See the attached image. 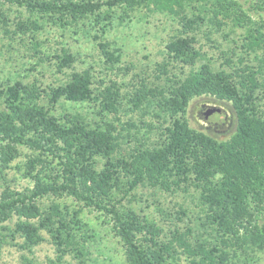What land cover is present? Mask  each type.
<instances>
[{
    "label": "trees",
    "instance_id": "1",
    "mask_svg": "<svg viewBox=\"0 0 264 264\" xmlns=\"http://www.w3.org/2000/svg\"><path fill=\"white\" fill-rule=\"evenodd\" d=\"M4 1L26 14L12 21L0 6V30L8 39L27 36L33 41L30 48L43 54L35 36L45 22L62 28L88 26L86 34L92 27L108 69L121 60L119 49L101 39L113 20L129 21L135 10L144 8L176 17L181 29L164 43L166 60L155 65L154 70L165 75L164 85L141 81L130 98L134 109L154 99L161 130L154 140L128 142L125 152L122 134L112 122L92 125L66 105L94 101L101 114H116L122 96L115 81L101 80L102 88H97L91 72L84 69L71 71L57 84L9 78L0 83V254L7 237L20 238L18 245L31 251L45 239L44 231L55 249L49 264H65L64 256L71 252L84 255L95 235L80 214L91 208L120 242L124 264L258 261L264 253V0L248 7L240 0ZM227 25L231 31L242 29L240 53L221 50L231 70L210 62L195 66L202 58L195 46L198 35L210 39L212 32ZM61 50L52 57L57 71L64 73L75 56ZM250 55L256 66L245 63ZM178 64L182 66L175 73L171 69ZM201 95L230 103L235 130L227 139L189 126L186 106ZM21 155L25 160L13 165ZM13 167L29 185L19 189L9 183L14 178L8 181L7 171ZM141 185L173 194L195 193L203 214L196 226L208 236H195L193 228L185 226L164 239L155 220L124 203L134 199ZM69 198L72 201L66 203ZM181 254L186 263L180 262Z\"/></svg>",
    "mask_w": 264,
    "mask_h": 264
},
{
    "label": "rangeland",
    "instance_id": "2",
    "mask_svg": "<svg viewBox=\"0 0 264 264\" xmlns=\"http://www.w3.org/2000/svg\"><path fill=\"white\" fill-rule=\"evenodd\" d=\"M252 1L254 0H240L244 7H248ZM0 6L12 21L19 16H26L23 9L4 0H0ZM87 27L79 24L62 28L50 21L45 22L35 36L41 44L43 54L35 53L30 48L33 41L29 37L10 40L0 30V83L9 78L23 82L36 79L43 85L57 84L67 80L73 70L88 69L94 77L93 85L97 88H102L99 86L101 80H112L117 83L122 96L117 113L101 114L98 102L94 101L66 103L67 107L72 111H78L92 125H101L104 121L112 122L122 134L120 139L122 152L127 151L131 146L128 142L132 141L131 144H133L135 139L140 141L146 138L156 139V132L158 134L161 130L162 118L155 116V113L161 112L154 104V99L142 108L134 109L130 98L141 81H147L151 85H164L165 75H161L162 73L154 69L157 62L166 60L164 43L181 29L178 19L165 13L150 12L142 8L135 10L129 21L119 23L117 19L113 20L101 39L109 42L111 48L119 49L121 60L115 64L114 69H108L109 63L104 62L105 58L97 42L92 38L95 29L91 27L89 34L83 32ZM222 28L212 32L210 39L201 33L198 35L195 46L200 48L202 58L195 66L202 62H210L214 67L223 65L226 71L231 70L226 63L224 64L221 50H228L230 53L229 50L233 48L237 54L240 53L242 48L238 45L242 29L237 28L231 31L228 25ZM226 33L228 35L224 36ZM62 48L68 49L75 56L72 66L63 69L64 73L57 71L56 59L52 57L56 53L61 54ZM245 63L256 66L252 55L245 58ZM180 66L182 65L178 64L171 70L177 73ZM156 75L160 78H155ZM208 109L213 110L205 117L204 113ZM230 109V103L216 100L209 95L195 96L188 102L184 117L190 127L204 131L215 139L224 140L235 130V119ZM126 122L133 125L125 126ZM121 124L124 125L123 130H120ZM21 151L27 152L22 148ZM24 160V155H21L12 164L16 165ZM12 178L14 180L9 183L16 188L20 189L30 184L28 179L20 175L16 167L7 171V180ZM134 193V199L128 202L124 200V203L131 204L137 212L155 220L163 228L164 234L161 236L164 239H168L175 228L183 229L185 226L192 227V234L195 236L197 234L205 238L208 236L207 230L199 225L196 226L199 222L197 217H202L203 214L201 207L196 204L195 193L173 194L143 185L139 186ZM65 200L66 203L72 201L70 198ZM41 201L48 202L46 199ZM80 216L92 227L95 236L88 242L87 253L82 256H77L74 252L66 254L65 264H124L121 244L112 235L109 225L103 222L104 217L91 208H84ZM9 224L11 225L12 222ZM42 233L45 239L31 251L22 249L18 245L21 242L20 238L12 240L7 237L8 242L1 247L0 264H29L24 257L32 264H49L48 260L55 256V249L49 236L44 231ZM180 262L186 263L184 254H181ZM253 264H264V253H259V260Z\"/></svg>",
    "mask_w": 264,
    "mask_h": 264
},
{
    "label": "water",
    "instance_id": "3",
    "mask_svg": "<svg viewBox=\"0 0 264 264\" xmlns=\"http://www.w3.org/2000/svg\"><path fill=\"white\" fill-rule=\"evenodd\" d=\"M213 109H208L205 111L204 115L205 117H207L211 112H212Z\"/></svg>",
    "mask_w": 264,
    "mask_h": 264
}]
</instances>
